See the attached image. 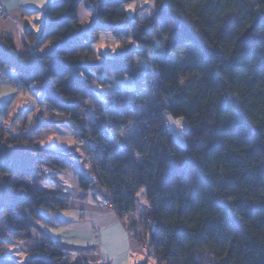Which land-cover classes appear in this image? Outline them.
<instances>
[{"label":"trees","instance_id":"trees-1","mask_svg":"<svg viewBox=\"0 0 264 264\" xmlns=\"http://www.w3.org/2000/svg\"><path fill=\"white\" fill-rule=\"evenodd\" d=\"M134 1L52 0L46 24L39 32L26 31L21 50L0 30V40L20 61L14 66L0 59V66L14 69L34 95L35 85L49 107L32 122L22 111L15 114L11 121L20 125L9 136L2 121L10 115L0 119L4 140L29 145L33 156L30 167L15 172L0 166L11 176L14 196L0 208V252L10 238L28 240L42 232L37 221H46L43 209L70 206L57 176L70 170L83 191L111 196L121 220L138 210L137 193L144 189L156 206L141 241L158 264H264V0H154L152 15L143 20L144 8L133 16L126 9ZM82 5L94 12L90 28L79 20ZM103 34L122 37L114 55L95 49ZM189 46L197 56L193 64L171 62ZM128 77L133 88L120 85L104 94L107 103L98 96L97 86ZM147 89L154 100L144 109ZM112 98L116 109L107 132L118 135L132 122L137 129L125 155L104 140L93 169L87 158L78 162L35 143L63 124L93 142ZM82 111L94 118L91 128ZM169 116L184 118V144L177 143ZM39 172L61 187L46 188ZM133 226L127 225L131 231ZM44 236L25 262L0 258V264H89Z\"/></svg>","mask_w":264,"mask_h":264},{"label":"crops","instance_id":"crops-1","mask_svg":"<svg viewBox=\"0 0 264 264\" xmlns=\"http://www.w3.org/2000/svg\"><path fill=\"white\" fill-rule=\"evenodd\" d=\"M51 1L44 0V6L40 7V0H0L8 12L7 17H2L0 14V30L12 36L21 50V41L26 31L32 29L39 32L46 24V9ZM84 12L89 11L82 5L79 16ZM2 73L5 78L0 81L2 93H0V108L5 113L14 109L15 103L22 101L21 98L24 97L17 99L12 90L17 74L8 68H2ZM124 81L125 88L131 89L135 85L131 78H126ZM73 134V129L63 124L58 130L46 131L34 141L40 143L41 147L56 152L77 154V148L73 144ZM42 143L45 144L42 145ZM80 147L87 148L85 145ZM61 182L64 191L73 195L70 206L61 211L43 209L42 214L46 218V222L41 227L43 233L34 232L32 238L28 240L10 239L1 253H6L15 260L21 258L26 261L29 252L44 241V234H47L71 258L80 259L89 264H157L153 257L147 259L141 249H137V254L132 250L130 240L134 238L138 242L140 237L136 236L138 232L135 228L133 231L128 229L118 214L103 204L102 196L83 191L77 177H75L76 186L73 190H68L66 184Z\"/></svg>","mask_w":264,"mask_h":264},{"label":"rangeland","instance_id":"rangeland-1","mask_svg":"<svg viewBox=\"0 0 264 264\" xmlns=\"http://www.w3.org/2000/svg\"><path fill=\"white\" fill-rule=\"evenodd\" d=\"M130 5H135V8L134 9L130 8L129 7ZM153 5H155V1L154 0H137V1H134L131 4L127 5L126 9H127L128 13H129V15L133 16V15H135V13L137 12V10L139 8H144V9H142L141 14H140V18L143 20V19L147 18L148 16L152 15V13H153V11L155 9V6H153ZM79 20L81 21V23H83V25L86 28H90L91 24L93 23V20H94V12H92V11H89L88 13L84 12L83 14H81L79 16ZM121 40H122V37H116L113 34H103L101 40L96 43L95 49L98 52H102V53H105L107 55H114L115 51L118 50L121 47ZM162 54H163V45H160V48H159V51H158V54H157L158 59L162 58ZM196 60H197V56H196L195 50L193 49L192 46H189L180 55H178L177 57L175 56L172 59L171 62L172 63H180L181 65H185L186 66V65L193 64ZM152 62H153V60H152ZM146 63H147V61L144 60L143 64H146ZM2 68L3 67L0 66V75H1L0 81L5 78V75L2 73ZM8 69H10V70H12L13 72L16 73V71L14 69L9 68V67H8ZM184 84H185V82H184ZM17 85L20 86V87H17ZM120 85L126 86V82L125 81L124 82L123 81L118 82L117 80H113L112 84H110L108 88H103L102 86H97V89H98L97 94L104 102L107 103V98L104 97V94L106 95L108 93L113 92ZM32 88H33V90L35 92V95L33 94V92L30 89H26V88L22 87L21 84L19 83V81H17V80L14 81L13 86H12V90L15 93L17 99H19L21 97H24V98H21L22 101H17L15 103V106L17 108L15 107L14 109L9 110L8 112H5V113L3 112V114H2V116L0 118L2 120L4 118V115H10V117L5 122H4V120L2 121V123L5 126L6 136H9L11 131L14 128H17L20 125L19 120H17L15 123H12V121H11V119L18 112L22 111L23 112V116L26 117L29 120V122H32V118H33V116L35 114H38V115H40V114H44L45 115L46 114L47 115V113L49 111V107L47 105L41 104V102L44 99V93L42 91H40V90H37L35 85H33ZM153 100H154V95H153L151 89H147L146 93L144 94V97L142 98V103H143L142 108L145 109V107H147V105L149 103H151ZM90 108H91V110H93L92 106ZM81 118H82V122L84 123V125H86L89 128H91V126H93V123H91V120H92V122H94V120H93L94 118L89 113V111L88 112L87 111H82L81 112ZM173 119H175V118H173ZM169 123H170V126L173 129V132L175 134L176 139L179 136H182L183 137L182 144H184L185 143L184 132H185V128H186V125H187L185 120L183 119V128L177 127L171 121H169ZM46 131H54V130H46ZM73 132H74V134H73V144H74L75 148H77V152L78 153L77 154H73L72 153L70 155L73 156L74 160H76L78 162H82L84 160V158H86L87 149H88L90 143L87 142V139H85L81 133L76 132L74 130H73ZM121 133H123V135H121ZM121 133L118 134V135H114L113 140L112 141L109 140V142L113 143L117 147V149L119 150V153L121 155H125L128 152V150L134 145V143L136 141V138H137V129H136V126H135L134 122L130 123ZM78 135L81 136V137H79ZM0 136L2 137L1 134H0ZM2 138L4 140V137H2ZM35 139H37V138H35ZM77 141L79 142L78 144H80L78 146L76 144ZM35 143H37V141ZM37 144L40 145V143H37ZM44 144L45 143H42V145H44ZM84 145L87 146V148L85 147V148L82 149L80 146H84ZM89 166H90V168H92V166L90 164H89ZM45 172L48 173V170L45 169ZM38 175L43 180L46 179L45 181L42 180V183H43V185L46 188L55 189L58 186L61 187L60 184L58 185V184H55L52 181H49L47 175L43 174V172H39ZM57 176H58V178L61 179L60 181H63L66 184L68 190H73L75 188V186H76L75 177L76 176H75V174L72 171L63 170L61 172H58ZM10 178H11V176H10ZM66 198L68 199V201L70 203H71V201H73V195L71 193H66ZM103 201H105V198H104ZM155 206H156L155 202L149 201L146 198L145 191L142 192L138 196V201H137V208H138V211H139L138 215L133 216L132 218L127 219L124 222L126 225H131L132 223H134L133 229L135 228V230L138 232L137 236L138 237L140 236L138 242L134 238H132L130 240V243H131L130 245L132 246V250L136 254H137V251H138L137 249L140 250V245H142V243L144 242V241L142 242L141 239H144L145 234H146V226L149 223L148 222V215L155 209ZM44 222H46V221H43V222H38L37 221V223L39 224L40 227H42ZM13 240H15V239H13ZM15 241H17V240H15ZM147 249H148V247H147ZM147 251H148V254H149V257H150L149 249ZM112 252H114V251H112ZM0 258H10V255L0 252ZM146 258L150 259L151 257L148 258V256H147ZM17 260L19 262H25L21 258L17 259Z\"/></svg>","mask_w":264,"mask_h":264},{"label":"water","instance_id":"water-1","mask_svg":"<svg viewBox=\"0 0 264 264\" xmlns=\"http://www.w3.org/2000/svg\"><path fill=\"white\" fill-rule=\"evenodd\" d=\"M256 23H253L242 35L241 40L245 41L254 30ZM0 59L10 65L17 66L20 61L15 51L5 42L0 40ZM33 160L31 148L26 144L11 145L6 143L0 136V166H4L9 172L28 168ZM11 178L9 174H2L0 171V208H5L14 200Z\"/></svg>","mask_w":264,"mask_h":264},{"label":"built area","instance_id":"built-area-1","mask_svg":"<svg viewBox=\"0 0 264 264\" xmlns=\"http://www.w3.org/2000/svg\"><path fill=\"white\" fill-rule=\"evenodd\" d=\"M0 14H1L2 17H7L8 16L7 10L5 9L4 4L1 3V2H0ZM17 87H20V86L17 85ZM135 90L139 91L140 89L137 87ZM131 98H133V94L130 95V99ZM108 104H109V108H110V115L106 116L107 122L104 123L100 127V129L98 131L97 138L93 142H91L89 144V147L87 149L86 158H87L89 164L92 166L93 169H97V167H98L97 155H98L99 149L104 147V143H105L104 140H107V141L111 140L112 141L113 137H114L113 133H108L107 132V130H108L107 128H108V124H109V121H110L111 113L113 111H115V109H116V100L114 98H112V99H110ZM91 123H93L92 120H91ZM79 137H81V136H79ZM78 143L79 142L77 141L76 142L77 146L80 145ZM104 205L106 207L111 208L116 213L118 212L117 207L113 204V200H112L111 196L109 198L105 199ZM136 215H138V210H136L132 214H129V215L125 216V219L122 220V221L125 222L127 219H130V218H132L133 216H136ZM140 249L145 253L146 257L147 256H148V258L152 257L151 255L149 257L146 243L145 244L142 243V245H140Z\"/></svg>","mask_w":264,"mask_h":264},{"label":"snow or ice","instance_id":"snow-or-ice-1","mask_svg":"<svg viewBox=\"0 0 264 264\" xmlns=\"http://www.w3.org/2000/svg\"><path fill=\"white\" fill-rule=\"evenodd\" d=\"M39 6L40 7H43L44 6V0H40ZM153 6H155V5H153ZM6 7H7V5H6ZM129 7L134 9L135 8V5H130ZM37 30H39V29H37ZM41 51H43V49H41ZM180 83L181 84L184 83L183 79L180 81ZM165 100H167V98H165ZM168 119L172 123H174L177 127L183 128V119H184L183 117H178V118L173 119L171 116H169ZM121 135H123V133H121ZM182 142H183V137L182 136H179L177 138V143L178 144H182ZM142 192H144V189H141L140 192L137 193V196H139Z\"/></svg>","mask_w":264,"mask_h":264}]
</instances>
